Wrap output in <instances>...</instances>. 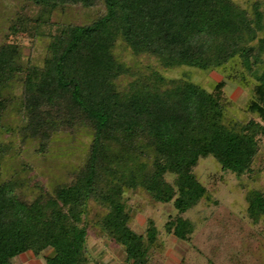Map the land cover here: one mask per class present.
<instances>
[{
	"label": "trees",
	"instance_id": "16d2710c",
	"mask_svg": "<svg viewBox=\"0 0 264 264\" xmlns=\"http://www.w3.org/2000/svg\"><path fill=\"white\" fill-rule=\"evenodd\" d=\"M25 2L37 16H16L9 34L32 31L34 38H43L45 58L40 67L22 66L18 46L1 45L0 91L20 82L15 110L27 120L20 127L23 137L46 136L58 119L69 126L80 119L92 140L75 180L51 193L42 190L31 201L18 197L16 181L3 179L0 170V264L46 249L52 254L45 264H86L90 201L106 210L96 227L122 249L125 262L150 264V251L159 245L157 229L152 220L143 234L130 228L127 190L141 188L155 202L171 203L177 216L165 230L185 241L192 224L181 215L208 198V189L193 174L200 160L213 158L222 171L238 177L256 173L264 137V3L256 1L248 10L233 0ZM76 7H102L103 14L85 24L53 21L57 13ZM118 40L132 54L150 56L164 69L217 70L241 86L246 83L241 72L248 74L254 91L248 109L258 120L224 124L225 81L206 90L153 73L132 80L121 93L118 80L129 69L114 58ZM237 65V73L226 74ZM1 99L0 132L7 110ZM167 175L174 176L173 184ZM247 203L248 218L257 223L264 217V195L251 191ZM181 264H187L185 259Z\"/></svg>",
	"mask_w": 264,
	"mask_h": 264
},
{
	"label": "rangeland",
	"instance_id": "374dc122",
	"mask_svg": "<svg viewBox=\"0 0 264 264\" xmlns=\"http://www.w3.org/2000/svg\"><path fill=\"white\" fill-rule=\"evenodd\" d=\"M233 1L248 10L256 1L264 3V0ZM21 14L34 19L37 10L29 7L25 0H0V46L16 44L21 53L22 66L40 67L45 58L47 41L34 38L32 31L16 36L9 34L11 22ZM102 14V7L92 10L76 7L57 13L53 21L85 24ZM113 55L129 69V74L118 80L121 93L127 91L132 80L151 78L153 73L168 81L186 80L206 90L225 81L224 95L228 107L224 124L232 126L250 119L258 120L257 115L248 109L254 91L248 84L251 79L246 73L241 72L246 80L245 86H241L238 80L231 82L217 70L202 71L188 67L164 69L150 56L132 54L121 40L116 42ZM239 69L238 65L234 66L226 74H234ZM20 93L21 84L17 80L0 91L1 100L7 106L3 117L5 129L0 132V145L3 147L0 170L3 179L16 181L18 197L31 201L43 193L42 190L51 193L56 186L70 185L75 180L87 161L92 137L90 129L80 119L71 126L58 119L56 126L49 127L46 136L23 137L20 127L27 120L15 110L19 108ZM255 166L254 175L238 177L222 171L213 158L199 161L193 174L208 189V198L181 215L192 224V232L185 241L176 239L165 230V224L177 216L171 203H157L141 188L127 190L124 200L127 209L132 212L130 228L143 234L147 221L152 220L157 229L159 245L150 251V264H181L184 259L187 264H264V217L253 223L246 211L248 193L259 191L264 195V137L260 140V154ZM166 181L173 184L174 176L167 175ZM105 212L94 202L88 203L86 264H127L122 249L102 236L96 227ZM157 247H161L160 250ZM251 247L256 248L255 252L251 251ZM51 254L50 249L39 255L27 252L12 259L11 264H45Z\"/></svg>",
	"mask_w": 264,
	"mask_h": 264
}]
</instances>
